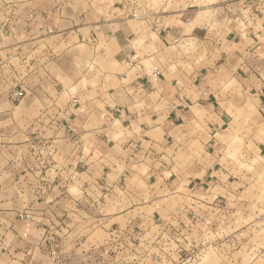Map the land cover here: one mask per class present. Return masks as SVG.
Segmentation results:
<instances>
[{"label":"crops","instance_id":"0c3cea01","mask_svg":"<svg viewBox=\"0 0 264 264\" xmlns=\"http://www.w3.org/2000/svg\"><path fill=\"white\" fill-rule=\"evenodd\" d=\"M189 6L145 15L138 0H0V78L13 79L0 87V264H113L129 239L144 264L155 239L176 235L163 222L214 247L191 232L192 197L223 188L206 152L229 118L223 80L264 114V0ZM183 182L177 209L141 196H175Z\"/></svg>","mask_w":264,"mask_h":264},{"label":"rangeland","instance_id":"374dc122","mask_svg":"<svg viewBox=\"0 0 264 264\" xmlns=\"http://www.w3.org/2000/svg\"><path fill=\"white\" fill-rule=\"evenodd\" d=\"M216 1L138 0V3L142 4L143 12L147 15L149 10L161 14L183 11L190 7V4L193 5L192 8H205L206 6L203 5L208 3L214 5ZM210 13L213 14V12H209L208 19ZM187 51L191 52V56H194V51L192 52L189 48ZM1 66L2 63H0V69ZM18 80L16 79L17 82ZM12 81L13 79H7V72L2 73L0 87L11 86ZM221 86L224 87V97L222 96V98L228 101L221 105L225 113H228L229 118L222 128L213 131L212 134L215 135L213 139L216 140V144L213 143L215 145L209 147L206 152L214 153L208 162L212 163L213 161L218 169H221L220 185L223 188L218 186L208 191L209 187L206 186L203 189L204 193L199 192L201 188L197 189L192 199H200L199 205L203 207L204 213L194 210V207L198 208L199 206H196L194 201L190 208V217L193 218L192 221L196 220L194 225L197 227L191 226V232L195 229L198 231L203 229V233L208 232V240L204 244L214 247L205 249L198 236L193 240L185 238L187 234H181L186 228L183 222L180 226L176 222L168 226L163 222L160 223L161 230L167 233V230L170 229L176 235L171 240L163 236L155 239L153 245L156 248L151 247L150 254L143 255L144 264H264V114L257 101L246 98L248 96L237 92L239 85L235 80H223ZM17 91L25 92L23 89ZM202 113L205 112H196L197 117L202 119L205 115ZM194 151L197 154L202 152V156L199 158L204 157L202 146H195ZM180 154V157L177 156L179 167H183L185 163H191L189 157L182 151ZM155 185L157 186L158 183ZM185 185L186 182L177 185L179 192L175 193L177 194L175 196L170 193L165 195L168 192L163 188L151 193L146 187L141 196L145 200L155 196L167 197L169 201H164L167 211L174 210L179 205L182 206L185 201L181 194ZM146 213L152 214V209H147ZM197 221L201 223L200 226ZM209 231H212L215 236ZM205 236L204 239H206ZM131 240L135 241L129 239L124 242L127 250L122 248L121 254L119 249L112 253L113 264H125L123 258L127 261L126 264H137L139 260L141 261L142 252L141 254L137 252L135 242ZM189 246L191 249H188ZM118 247H120L119 244ZM203 248L205 251H202ZM148 249L150 250V248ZM144 253H147L146 247ZM114 255H119L122 258L114 257ZM94 258H91L92 263L103 264L104 256L102 254L97 255L95 261Z\"/></svg>","mask_w":264,"mask_h":264},{"label":"built area","instance_id":"2783aa9c","mask_svg":"<svg viewBox=\"0 0 264 264\" xmlns=\"http://www.w3.org/2000/svg\"><path fill=\"white\" fill-rule=\"evenodd\" d=\"M133 16L134 17H138V13H135L134 12L133 13ZM160 75H161V70L158 67H153V69L151 71V78L156 81V80L159 79ZM23 95H24V92L23 91H16L15 92V97L16 98H20Z\"/></svg>","mask_w":264,"mask_h":264}]
</instances>
